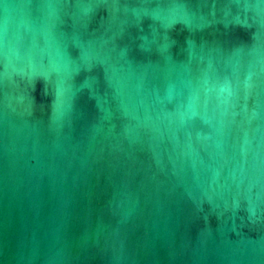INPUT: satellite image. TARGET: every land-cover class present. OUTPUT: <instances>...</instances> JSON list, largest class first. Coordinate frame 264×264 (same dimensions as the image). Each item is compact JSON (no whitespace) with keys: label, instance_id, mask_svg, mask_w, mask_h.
I'll return each instance as SVG.
<instances>
[{"label":"water","instance_id":"water-1","mask_svg":"<svg viewBox=\"0 0 264 264\" xmlns=\"http://www.w3.org/2000/svg\"><path fill=\"white\" fill-rule=\"evenodd\" d=\"M0 264H264V0H0Z\"/></svg>","mask_w":264,"mask_h":264}]
</instances>
